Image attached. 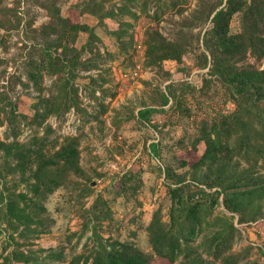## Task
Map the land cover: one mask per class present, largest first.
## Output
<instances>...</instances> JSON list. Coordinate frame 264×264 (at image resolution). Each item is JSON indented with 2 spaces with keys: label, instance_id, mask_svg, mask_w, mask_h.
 Instances as JSON below:
<instances>
[{
  "label": "rangeland",
  "instance_id": "rangeland-1",
  "mask_svg": "<svg viewBox=\"0 0 264 264\" xmlns=\"http://www.w3.org/2000/svg\"><path fill=\"white\" fill-rule=\"evenodd\" d=\"M203 10V0H0V143L14 145L0 149V264H95L111 252L264 264V190L228 206L223 192L234 175L264 176V154L235 149L200 163L208 126L228 117L237 147L264 125V101L240 105L202 51L208 23L193 19ZM241 30L237 13L229 31ZM184 35L179 60L149 58L150 40ZM235 66L262 70L264 60L247 51ZM147 108L155 112L139 119ZM178 188L184 206L205 208L196 236L173 211ZM34 200L43 210L23 223L16 210ZM158 225L181 243L172 263L153 250L148 229Z\"/></svg>",
  "mask_w": 264,
  "mask_h": 264
},
{
  "label": "trees",
  "instance_id": "trees-1",
  "mask_svg": "<svg viewBox=\"0 0 264 264\" xmlns=\"http://www.w3.org/2000/svg\"><path fill=\"white\" fill-rule=\"evenodd\" d=\"M223 1L224 0H217L211 3L208 0H203L204 10L201 12L200 17L193 19V22L194 25H201V27L208 23V27L201 37V46L202 51L206 53L213 62V71L233 90L237 96L236 101L239 102L240 105H246L248 108L254 109L258 106L259 102L264 101V69L237 68L235 66V61L236 59H240L247 51H250L251 54L258 59L264 60V34L261 30L264 29V12L262 11V5L259 3L260 0H225V3H223ZM237 13L242 14V30L240 33L233 35L230 34L229 31L230 22L232 17ZM80 28L83 27L80 26ZM69 32L70 31H68V33ZM184 37L182 36L178 38V40H175L174 43L168 44L160 39L150 40L147 45L149 58L153 62H159L165 59L179 60L188 52L185 43L187 37ZM199 39L200 36L198 33V35H196V40L199 41ZM207 56L203 55L204 60H206ZM162 99L163 104H166L167 97L163 96ZM154 112L155 111L150 108L143 109L138 112V118L141 120H148ZM227 120H229V118L224 117L219 124H212L208 126L209 128H205L202 131L201 141L205 144L204 152L200 159L202 165L207 164L211 167L218 161L232 156L235 149L236 152L245 150L246 154H250L251 152L258 157L264 154V145L256 146L252 143L255 139L264 142V125L261 130L254 131L253 133L247 132L243 136H240L241 139L235 142L237 147H233L230 141V122ZM234 124L237 125V132L239 135L240 129L245 127L246 124L238 119ZM253 146L256 147L252 149ZM13 147L14 145L0 143V149L2 150L6 149L8 151L13 149ZM242 176H244V178ZM36 181L40 183V178L36 177ZM49 181L48 184L46 183L47 181L43 182L48 192L53 190L54 185L51 186V184L55 183L52 179H49ZM239 187H245L246 191L227 192L228 189H239ZM259 189L264 190L263 175L253 176L247 173H242L241 176L234 175L230 179V186L223 189L225 193L224 205L228 206L227 197H229V199L242 196L246 197L257 192ZM35 190L38 191L37 189ZM171 192L173 205H175L173 211H178V213L184 217L182 218L183 225L186 227L187 234L196 236L204 221L203 217L200 216V212L205 208L201 209V203H191V205H187L186 203V206H184L181 201L180 188L172 189ZM202 194L205 195V193ZM211 203L214 204V200H212ZM29 206L28 213L25 211L26 207L16 210L19 213L17 217L23 223L38 218L39 213L43 210V207L35 200L32 201ZM164 227V225H158L155 228L156 230H154L151 226L148 232L150 234L153 250L157 255L172 263L179 253H181L182 247L178 239L173 237L169 238L170 234L164 230ZM95 264H152V262L148 256L141 253L124 257L118 252H111L105 256L99 255L96 258Z\"/></svg>",
  "mask_w": 264,
  "mask_h": 264
}]
</instances>
